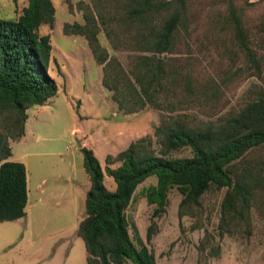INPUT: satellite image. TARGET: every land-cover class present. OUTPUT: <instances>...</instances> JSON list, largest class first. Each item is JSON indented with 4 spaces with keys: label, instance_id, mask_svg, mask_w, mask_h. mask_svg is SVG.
<instances>
[{
    "label": "trees",
    "instance_id": "obj_1",
    "mask_svg": "<svg viewBox=\"0 0 264 264\" xmlns=\"http://www.w3.org/2000/svg\"><path fill=\"white\" fill-rule=\"evenodd\" d=\"M188 1L91 0V4L78 6L83 23L63 25L65 35L85 38L95 62L102 65V85L112 92L120 110L129 114L151 105L160 111L154 141L145 135L114 158L107 156L108 164L120 162L116 168H102L92 149L79 148L90 180L85 215L76 232L84 243L85 264H125L128 260L156 264L144 243L134 244L126 216L136 187L148 177H156V183L143 190L147 203L154 207L153 217L164 212L173 187L182 195L180 218L198 207L210 188L225 189L220 223L227 230L245 221L257 203H264V157L247 158L264 145V87L251 84L244 104L222 112L217 109V88L195 86L190 74H182L161 57L176 48L180 31L188 28ZM227 12L246 69L264 81V52L258 54L252 47L233 0H229ZM54 13L51 0H27L16 18H0V222L25 216L28 198L26 168L9 160L10 141L23 136L27 109L45 104L58 91L48 70L50 38L39 33L41 25L53 26ZM101 30L109 38L121 33L134 44L138 55L129 70L100 44ZM259 33L253 43L256 39L264 43V22ZM198 106L211 112L201 110L205 118H200L189 110ZM185 147L190 148L191 156H174ZM104 174L113 178L114 190L105 186ZM153 225L152 221L147 241L152 238Z\"/></svg>",
    "mask_w": 264,
    "mask_h": 264
},
{
    "label": "rangeland",
    "instance_id": "obj_2",
    "mask_svg": "<svg viewBox=\"0 0 264 264\" xmlns=\"http://www.w3.org/2000/svg\"><path fill=\"white\" fill-rule=\"evenodd\" d=\"M51 1L55 9L53 26L41 25L39 33L50 38L48 70L58 91L43 107L28 108L32 119L29 133L10 145L13 155L9 160L25 165L28 198L25 216L0 222V264H85L84 243L76 232L85 215L90 180L79 143L93 148L102 168H116L120 162L108 164L107 156L114 158L131 141L145 135L154 141L160 121V111L151 105L129 114L116 108L112 92L102 85V65L95 62L85 38L63 33L65 23L84 22L78 6L81 2L91 4V0ZM228 3L189 0L188 28L180 31L176 48L161 56L182 74H190L195 86L217 88V109L222 112L244 104L251 84L264 87V81L246 69V58L227 17ZM233 4L242 13L252 47L261 54L264 43L257 41V35L264 22V0H233ZM26 5L27 0H0V18H16ZM98 39L110 57L125 70L131 68L138 55L132 42L118 32L109 38L103 30ZM189 110L200 118H205L201 110L211 112L200 106ZM191 154L185 147L174 156ZM262 157L264 145L247 156L251 160ZM104 183L108 189H115L113 178L106 174ZM155 183L156 177L151 176L136 187L126 216L134 244L138 247L139 241L144 243L156 264H264V203H257L245 221L227 230L220 223L225 189L210 188L202 195L200 205L180 218L182 195L173 187L164 212L153 217L154 207L147 203L143 190ZM152 221L153 235L147 241Z\"/></svg>",
    "mask_w": 264,
    "mask_h": 264
},
{
    "label": "crops",
    "instance_id": "obj_3",
    "mask_svg": "<svg viewBox=\"0 0 264 264\" xmlns=\"http://www.w3.org/2000/svg\"><path fill=\"white\" fill-rule=\"evenodd\" d=\"M116 105V104H115ZM33 106H40V107H43L44 106V104L43 105H33ZM30 108V107H29ZM116 108H117V106H116ZM28 110V109H27ZM27 120H26V122H25V132H24V134H23V136L19 139V140H11L10 141V145L12 144V143H14L15 141H21V140H24L26 137H27V135H28V133H29V123L30 122H32V119L30 118V115L28 114V112H27ZM37 138H39V136H36ZM12 147V146H11ZM93 149V148H92ZM11 150H12V148H11ZM12 155H13V152H12ZM12 155H11V157H12ZM10 157V158H11ZM87 192V191H86ZM85 195H86V193H85Z\"/></svg>",
    "mask_w": 264,
    "mask_h": 264
},
{
    "label": "water",
    "instance_id": "obj_4",
    "mask_svg": "<svg viewBox=\"0 0 264 264\" xmlns=\"http://www.w3.org/2000/svg\"><path fill=\"white\" fill-rule=\"evenodd\" d=\"M82 147V145L79 143V148H81Z\"/></svg>",
    "mask_w": 264,
    "mask_h": 264
}]
</instances>
